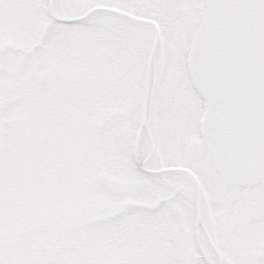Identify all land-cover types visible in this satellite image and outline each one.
<instances>
[{
	"label": "snow or ice",
	"instance_id": "1",
	"mask_svg": "<svg viewBox=\"0 0 264 264\" xmlns=\"http://www.w3.org/2000/svg\"><path fill=\"white\" fill-rule=\"evenodd\" d=\"M0 264H264V0H0Z\"/></svg>",
	"mask_w": 264,
	"mask_h": 264
}]
</instances>
